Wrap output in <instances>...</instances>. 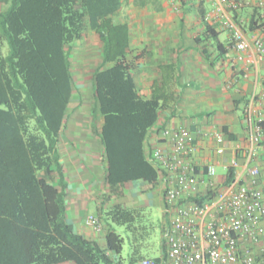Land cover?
<instances>
[{"label": "trees", "instance_id": "16d2710c", "mask_svg": "<svg viewBox=\"0 0 264 264\" xmlns=\"http://www.w3.org/2000/svg\"><path fill=\"white\" fill-rule=\"evenodd\" d=\"M121 6L122 0H0V264L121 262L124 238L116 229H108L101 246L77 233L66 216L68 182L58 145L78 89L74 45L90 30L102 45L91 101L93 119L104 118L99 135L107 184L113 192L115 186L140 180L149 185L160 181L158 169L145 154V140L166 97L160 90L148 99L137 92L128 59V22L115 20ZM199 6L205 22L204 0ZM242 9L229 10L245 32L264 28L261 6L249 7L246 24ZM208 31L215 35L211 27ZM235 176L231 167L221 185H229ZM213 195L206 189L194 199L202 202ZM142 215V210L121 205L106 212L107 219L134 234L145 229L138 224ZM133 248L130 262L137 264L145 257L137 244ZM155 260L159 264L160 258Z\"/></svg>", "mask_w": 264, "mask_h": 264}, {"label": "crops", "instance_id": "0c3cea01", "mask_svg": "<svg viewBox=\"0 0 264 264\" xmlns=\"http://www.w3.org/2000/svg\"><path fill=\"white\" fill-rule=\"evenodd\" d=\"M175 1L157 0L136 6L133 0H128V8H124L122 0L117 13L128 14L126 22L131 39L128 59L133 63L131 73L138 94L148 99L160 90L167 102L159 112L157 124L147 134L145 154L148 158L150 149L158 142L160 128L187 127L196 146L194 162L201 175L208 163H214L216 179L222 184L233 162L237 161L236 173L242 183H247L249 176L244 160L250 142L245 108L253 99L254 120H263L260 122L263 137L257 144L252 165L260 167V186L264 190V60L258 73L237 60V50L224 25L226 17L233 18L231 10L219 14L209 0H204L206 21L203 22L200 0H177L181 3L179 6ZM240 2L243 5L241 21L246 24L251 18L247 11L251 5H258V0ZM246 33L250 39L260 37L264 41V28ZM78 43L82 57L79 77L89 78L92 88V75L102 64V45L98 38L89 41L86 36ZM93 106L94 101L70 104L58 150L68 182L67 221L77 233L105 246L108 229H115L117 225L106 216L113 206L144 212L148 202L155 199L164 211L165 202L159 180L155 185L140 180L122 188L115 186L112 192L106 180L107 162L99 135L104 118L98 115L97 120L93 119ZM216 130L226 137L223 154L216 152ZM201 179L205 177L202 175ZM53 180L55 184L58 181ZM201 189L206 190L205 182ZM153 193L155 198L149 200V194ZM88 216H98L103 231L97 232L88 226ZM257 251L261 252L262 247Z\"/></svg>", "mask_w": 264, "mask_h": 264}, {"label": "built area", "instance_id": "2783aa9c", "mask_svg": "<svg viewBox=\"0 0 264 264\" xmlns=\"http://www.w3.org/2000/svg\"><path fill=\"white\" fill-rule=\"evenodd\" d=\"M219 14L228 9H239L242 2L209 0ZM263 9L264 0H258ZM231 42L237 50L239 62L258 73L264 60V41L250 39L232 17L224 20ZM248 148L244 165L248 171L247 183L235 179L227 186L217 181V168L208 163L202 175L194 162L196 146L187 127L160 129L158 142L150 149L148 159L156 166L165 199L166 243L165 264H264V190L260 186L261 170L252 165L257 144L263 137V120L255 122L253 99L246 106ZM217 154L225 151V134L214 131ZM237 169L239 163L233 162ZM214 193L212 198L196 201L202 194L201 185ZM86 224L97 232L103 231L98 216H88ZM262 251L258 252V247ZM137 264H157L155 258H142Z\"/></svg>", "mask_w": 264, "mask_h": 264}, {"label": "rangeland", "instance_id": "374dc122", "mask_svg": "<svg viewBox=\"0 0 264 264\" xmlns=\"http://www.w3.org/2000/svg\"><path fill=\"white\" fill-rule=\"evenodd\" d=\"M124 8H128V0H124ZM175 5H181L180 2L175 1ZM126 11V9H125ZM115 20L119 22L128 21V14L126 12L119 13L115 16ZM86 39L89 41H93V39L97 40L93 31H88L86 34ZM7 44L5 45L4 51H7ZM81 52H79V43L77 42L74 45V50L72 53V66L73 72L77 83V90L73 95V99L71 105L77 102H83L84 104H88L91 102L92 96V88L90 85V79H84L79 77L80 67L81 65ZM74 55V56H73ZM82 98V99H81ZM86 106L83 107L85 110ZM222 173V170H219ZM149 200L155 198L154 193L149 194ZM108 202V201H107ZM111 202V201H110ZM153 202V203H152ZM146 203V202H145ZM91 213L94 210H90ZM167 220L165 218V213L163 211L162 205L157 200L149 201L147 206H145L143 215L138 222L140 226L144 227V230L139 232L142 233H133L125 228V226L115 225V229L118 233L122 235L124 238L123 249L120 254L121 262L120 264H131L130 259L133 253V246L137 244V249L140 254L144 257L150 258H160L159 264H164L163 255L164 251V232ZM60 264H74L73 262H65Z\"/></svg>", "mask_w": 264, "mask_h": 264}]
</instances>
